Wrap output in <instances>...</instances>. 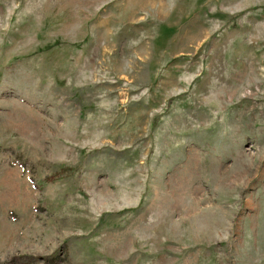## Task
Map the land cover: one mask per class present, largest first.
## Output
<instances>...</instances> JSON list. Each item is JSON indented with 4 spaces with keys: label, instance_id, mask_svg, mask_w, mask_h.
<instances>
[{
    "label": "rangeland",
    "instance_id": "374dc122",
    "mask_svg": "<svg viewBox=\"0 0 264 264\" xmlns=\"http://www.w3.org/2000/svg\"><path fill=\"white\" fill-rule=\"evenodd\" d=\"M264 264V0H0V264Z\"/></svg>",
    "mask_w": 264,
    "mask_h": 264
},
{
    "label": "trees",
    "instance_id": "16d2710c",
    "mask_svg": "<svg viewBox=\"0 0 264 264\" xmlns=\"http://www.w3.org/2000/svg\"><path fill=\"white\" fill-rule=\"evenodd\" d=\"M35 259H38V258H33V257H29L27 259H22V261L26 264H31Z\"/></svg>",
    "mask_w": 264,
    "mask_h": 264
}]
</instances>
